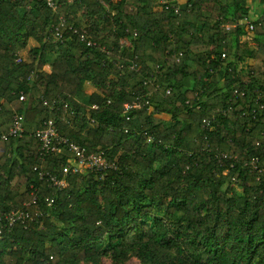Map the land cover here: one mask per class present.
I'll list each match as a JSON object with an SVG mask.
<instances>
[{
  "label": "trees",
  "instance_id": "obj_1",
  "mask_svg": "<svg viewBox=\"0 0 264 264\" xmlns=\"http://www.w3.org/2000/svg\"><path fill=\"white\" fill-rule=\"evenodd\" d=\"M48 1L0 0V133L17 113L34 129L52 118L114 166L76 173L62 153L42 159L33 131L0 140V264H264L254 0H167L179 15L160 0ZM19 210L33 219L10 224Z\"/></svg>",
  "mask_w": 264,
  "mask_h": 264
},
{
  "label": "built area",
  "instance_id": "obj_2",
  "mask_svg": "<svg viewBox=\"0 0 264 264\" xmlns=\"http://www.w3.org/2000/svg\"><path fill=\"white\" fill-rule=\"evenodd\" d=\"M161 3L165 5V9H172L173 14L179 15L181 12L182 5H173L170 6V3L167 0H160ZM50 7L55 8V3L52 0L48 1ZM190 5V4H188ZM264 20V11L263 13L258 16L256 19H252L247 17V25L250 29H253L255 24H260L261 20ZM65 26V19L61 16L59 17L58 24L53 29V37L55 41L63 40L64 35L62 32V28ZM227 30L230 29L231 25L229 23L224 25ZM68 29L72 31L74 34H77L80 40L86 41L88 45H96V42L92 41L85 33L84 30L79 32L77 29L73 28L72 26H68ZM122 43L126 41L122 40ZM245 90L241 92V95H245ZM20 100H25L24 93H20L19 96ZM60 102V99L53 100L49 103L47 100H43V104L49 106L50 109L57 108V104ZM64 107H67V103H63ZM92 107L97 108V105H92ZM139 107L137 101L133 103H125L124 105V114L125 118L129 119L128 111L132 108ZM249 113L252 115H264V101H261L260 98H256L254 104L248 107ZM26 131L25 126V117L23 114H15L13 117V121L11 126L9 127L8 131L0 133V140H6L9 137H22L24 132ZM33 135L40 141V157L43 159L50 154L61 153L63 150L70 151L74 156L75 164L72 166L74 172H83L87 169H94V170H105L108 168H112L114 165L113 163L109 162L102 153L100 152H93L87 153L84 147H81L77 143L73 142L66 136H63L59 133L58 127L56 122L49 118L45 120L40 127H37L33 130ZM257 168V165H256ZM37 169V167H35ZM261 170V169H260ZM259 170V171H260ZM65 171H68L66 168ZM40 178H43L45 175H48L51 181H53L54 185L57 186H64V180L58 179L56 175H49L48 173H44L39 171ZM10 224L18 221L21 223H26L29 220H32V217H29V214L23 210H19L17 212H12L9 217Z\"/></svg>",
  "mask_w": 264,
  "mask_h": 264
},
{
  "label": "crops",
  "instance_id": "obj_3",
  "mask_svg": "<svg viewBox=\"0 0 264 264\" xmlns=\"http://www.w3.org/2000/svg\"><path fill=\"white\" fill-rule=\"evenodd\" d=\"M258 9L259 10H261V11H259V13H257V11H258ZM263 9H264V4H259V1L258 0H254V3L253 4H251V10H250V15H249V17L250 18H252V19H256L258 16H260L262 13H263ZM261 40H262V42L264 43V36L261 38ZM26 130L27 131H29V132H32L33 130H34V126H33V124H31V123H26ZM61 153L65 156V157H67V159H68V162H69V165L70 166H72V164L74 165L75 164V159H74V156H73V154L70 152V151H68V150H63V151H61ZM74 163H73V162Z\"/></svg>",
  "mask_w": 264,
  "mask_h": 264
},
{
  "label": "rangeland",
  "instance_id": "obj_4",
  "mask_svg": "<svg viewBox=\"0 0 264 264\" xmlns=\"http://www.w3.org/2000/svg\"><path fill=\"white\" fill-rule=\"evenodd\" d=\"M252 11V10H251ZM259 10L257 13H259ZM80 13V12H79ZM83 14V12H81ZM84 15V14H83ZM86 264H93L92 262H87ZM97 264H143L139 261V259L133 255V254H128L124 257L122 263H116L114 262L110 257H103L99 263Z\"/></svg>",
  "mask_w": 264,
  "mask_h": 264
}]
</instances>
